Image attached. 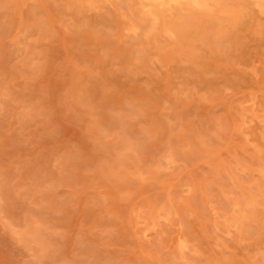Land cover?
Instances as JSON below:
<instances>
[{
  "label": "rangeland",
  "instance_id": "1",
  "mask_svg": "<svg viewBox=\"0 0 264 264\" xmlns=\"http://www.w3.org/2000/svg\"><path fill=\"white\" fill-rule=\"evenodd\" d=\"M208 2L0 0V264H264V11Z\"/></svg>",
  "mask_w": 264,
  "mask_h": 264
},
{
  "label": "bare ground",
  "instance_id": "2",
  "mask_svg": "<svg viewBox=\"0 0 264 264\" xmlns=\"http://www.w3.org/2000/svg\"><path fill=\"white\" fill-rule=\"evenodd\" d=\"M208 1L209 0H137V2L142 5L141 6L142 11L139 12V15L141 18H143L144 20L148 22L149 31L152 32V34L157 35V34H160L161 32L164 33V32H167L168 30H173L178 34V35L176 34L178 37H181V38L183 37L187 39L188 37H185V36L190 35V34H187L188 32L187 26L190 23H192L195 19L199 18L200 16L202 17L203 12L200 15L201 12L199 11L201 10L198 11V8L199 9L203 8L204 11L208 12L207 10L208 4H209ZM215 1L217 5L220 4L221 6L223 5L224 7L227 4L229 5L230 3H233L231 2L233 0L231 1L228 0L229 3L228 2L225 3L224 0H212V2L214 3ZM257 3L260 6V8L264 11V0H257ZM160 8H162V10ZM184 10L189 11V14L186 16L182 15V11ZM169 12H170V17L168 15ZM198 13L200 15L199 17H198ZM206 14L207 13L205 12L203 16H205ZM209 16L211 19L215 17L212 14ZM202 19L204 18L202 17ZM207 23L211 24L210 22H207ZM188 33H194V32L190 31ZM181 38H179V40Z\"/></svg>",
  "mask_w": 264,
  "mask_h": 264
}]
</instances>
